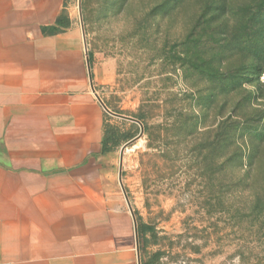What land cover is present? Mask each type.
Listing matches in <instances>:
<instances>
[{
  "label": "rangeland",
  "instance_id": "rangeland-1",
  "mask_svg": "<svg viewBox=\"0 0 264 264\" xmlns=\"http://www.w3.org/2000/svg\"><path fill=\"white\" fill-rule=\"evenodd\" d=\"M66 14L118 114L105 185L134 216L139 264H264V0H69Z\"/></svg>",
  "mask_w": 264,
  "mask_h": 264
},
{
  "label": "crops",
  "instance_id": "crops-1",
  "mask_svg": "<svg viewBox=\"0 0 264 264\" xmlns=\"http://www.w3.org/2000/svg\"><path fill=\"white\" fill-rule=\"evenodd\" d=\"M68 3L0 0V264H139L82 31H43Z\"/></svg>",
  "mask_w": 264,
  "mask_h": 264
},
{
  "label": "trees",
  "instance_id": "trees-1",
  "mask_svg": "<svg viewBox=\"0 0 264 264\" xmlns=\"http://www.w3.org/2000/svg\"><path fill=\"white\" fill-rule=\"evenodd\" d=\"M70 20L69 16L66 14V10L59 15L56 21V25L51 26V27H43V31L46 33H57L61 32L63 28L69 26ZM111 140V137L107 135V130H105V136L103 139V151L104 152H109L110 148L108 147V144Z\"/></svg>",
  "mask_w": 264,
  "mask_h": 264
},
{
  "label": "water",
  "instance_id": "water-1",
  "mask_svg": "<svg viewBox=\"0 0 264 264\" xmlns=\"http://www.w3.org/2000/svg\"><path fill=\"white\" fill-rule=\"evenodd\" d=\"M87 63H88V67H89V72L91 73V67H90V62H89V59H88V56H87ZM90 79H91V82H92V76H91V74H90ZM99 98V97H98ZM99 100L101 101V103H103L102 102V100L99 98ZM103 105H104V107H105V109H106V111L107 112H110V113H112V114H116V113H113V112H111L106 106H105V104L103 103ZM116 115H118V114H116ZM119 116H123V115H119ZM123 117H125V116H123ZM127 118H130V117H127ZM132 119V118H131ZM133 120H135V119H133ZM121 165H122V158H121ZM121 170V169H120Z\"/></svg>",
  "mask_w": 264,
  "mask_h": 264
}]
</instances>
